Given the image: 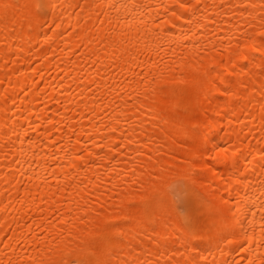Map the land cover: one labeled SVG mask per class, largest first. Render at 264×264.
Returning a JSON list of instances; mask_svg holds the SVG:
<instances>
[{
	"label": "bare ground",
	"instance_id": "1",
	"mask_svg": "<svg viewBox=\"0 0 264 264\" xmlns=\"http://www.w3.org/2000/svg\"><path fill=\"white\" fill-rule=\"evenodd\" d=\"M264 264V0H0V264Z\"/></svg>",
	"mask_w": 264,
	"mask_h": 264
},
{
	"label": "snow or ice",
	"instance_id": "2",
	"mask_svg": "<svg viewBox=\"0 0 264 264\" xmlns=\"http://www.w3.org/2000/svg\"><path fill=\"white\" fill-rule=\"evenodd\" d=\"M97 264H100V262H97Z\"/></svg>",
	"mask_w": 264,
	"mask_h": 264
}]
</instances>
